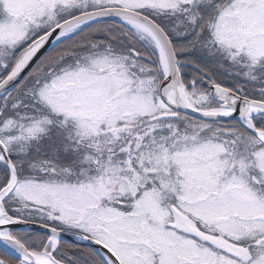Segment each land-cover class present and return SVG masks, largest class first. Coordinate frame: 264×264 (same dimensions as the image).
I'll use <instances>...</instances> for the list:
<instances>
[{
	"label": "snow or ice",
	"instance_id": "6c2138e0",
	"mask_svg": "<svg viewBox=\"0 0 264 264\" xmlns=\"http://www.w3.org/2000/svg\"><path fill=\"white\" fill-rule=\"evenodd\" d=\"M0 264H264V0H0Z\"/></svg>",
	"mask_w": 264,
	"mask_h": 264
}]
</instances>
